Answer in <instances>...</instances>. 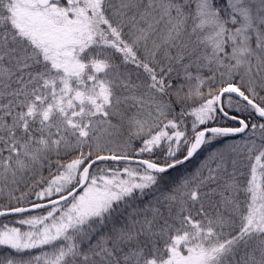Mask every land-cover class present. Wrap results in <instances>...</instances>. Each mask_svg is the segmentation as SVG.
Returning <instances> with one entry per match:
<instances>
[{
    "label": "snow or ice",
    "instance_id": "obj_1",
    "mask_svg": "<svg viewBox=\"0 0 264 264\" xmlns=\"http://www.w3.org/2000/svg\"><path fill=\"white\" fill-rule=\"evenodd\" d=\"M0 264H264V0H0Z\"/></svg>",
    "mask_w": 264,
    "mask_h": 264
},
{
    "label": "rangeland",
    "instance_id": "obj_2",
    "mask_svg": "<svg viewBox=\"0 0 264 264\" xmlns=\"http://www.w3.org/2000/svg\"><path fill=\"white\" fill-rule=\"evenodd\" d=\"M196 163H197V161L194 160V161L192 162V165H191V166H195Z\"/></svg>",
    "mask_w": 264,
    "mask_h": 264
},
{
    "label": "trees",
    "instance_id": "obj_3",
    "mask_svg": "<svg viewBox=\"0 0 264 264\" xmlns=\"http://www.w3.org/2000/svg\"><path fill=\"white\" fill-rule=\"evenodd\" d=\"M190 167H193V166L190 165Z\"/></svg>",
    "mask_w": 264,
    "mask_h": 264
}]
</instances>
